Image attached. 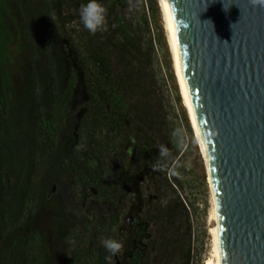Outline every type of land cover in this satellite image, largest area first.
Segmentation results:
<instances>
[{
    "label": "trees",
    "instance_id": "trees-1",
    "mask_svg": "<svg viewBox=\"0 0 264 264\" xmlns=\"http://www.w3.org/2000/svg\"><path fill=\"white\" fill-rule=\"evenodd\" d=\"M129 6L0 0V264H112L117 251L123 264H166L161 242L144 254L136 211L175 157L153 47ZM179 252L192 264L189 246Z\"/></svg>",
    "mask_w": 264,
    "mask_h": 264
},
{
    "label": "water",
    "instance_id": "water-1",
    "mask_svg": "<svg viewBox=\"0 0 264 264\" xmlns=\"http://www.w3.org/2000/svg\"><path fill=\"white\" fill-rule=\"evenodd\" d=\"M158 5L205 162L203 264H264V0Z\"/></svg>",
    "mask_w": 264,
    "mask_h": 264
},
{
    "label": "rangeland",
    "instance_id": "rangeland-1",
    "mask_svg": "<svg viewBox=\"0 0 264 264\" xmlns=\"http://www.w3.org/2000/svg\"><path fill=\"white\" fill-rule=\"evenodd\" d=\"M129 5L127 16L140 26L145 42L153 47V69L166 114V136L175 157L167 171L166 181L148 184L144 192L148 202L143 209L139 206V211H136L137 219L148 225L140 243L145 246V255L153 253V256L155 251L160 253L165 250L166 264H180L179 250L189 246L192 264H203L209 225L207 176L191 123L182 104L158 0H129ZM0 38L5 39L2 35ZM8 44L10 53L18 52L17 44L11 41ZM10 53L6 55L11 63ZM129 200L130 197L127 198V205ZM153 208L159 209L161 214L174 212V216L165 221L164 216L160 215L153 223L139 214L140 211L148 212ZM121 223L129 228L131 218L124 221L122 217ZM158 242H161V251L157 249ZM143 261L139 264H143ZM116 263L123 264L121 251L112 254V264Z\"/></svg>",
    "mask_w": 264,
    "mask_h": 264
},
{
    "label": "bare ground",
    "instance_id": "bare-ground-1",
    "mask_svg": "<svg viewBox=\"0 0 264 264\" xmlns=\"http://www.w3.org/2000/svg\"><path fill=\"white\" fill-rule=\"evenodd\" d=\"M168 43V42H167ZM173 63V62H172ZM173 70H174V66H173ZM174 73H175V71H174ZM175 77H176V75H175ZM176 81H177V79H176ZM178 84V83H177ZM179 88V87H178ZM179 92H180V90H179ZM180 95H181V93H180ZM181 99H182V96H181ZM182 102H183V99H182ZM183 104V107L185 108V106H184V102L182 103ZM186 110V109H185ZM187 113V112H186ZM195 135V134H194ZM196 138V137H195ZM196 142H197V140H196ZM198 144V143H197ZM198 147H199V145H198ZM200 149V148H199ZM200 152H201V150H200ZM201 155H202V160H203V162H204V158H203V154H202V152H201ZM204 167H205V162H204ZM208 183V182H207ZM209 220V219H208Z\"/></svg>",
    "mask_w": 264,
    "mask_h": 264
}]
</instances>
